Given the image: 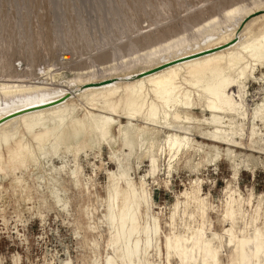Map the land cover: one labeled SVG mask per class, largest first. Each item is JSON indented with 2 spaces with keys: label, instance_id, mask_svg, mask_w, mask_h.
<instances>
[{
  "label": "bare ground",
  "instance_id": "bare-ground-1",
  "mask_svg": "<svg viewBox=\"0 0 264 264\" xmlns=\"http://www.w3.org/2000/svg\"><path fill=\"white\" fill-rule=\"evenodd\" d=\"M52 1L50 2L54 3V0ZM62 1L66 2L64 3L65 7L67 5L65 12L69 13L79 5L74 1L77 5L75 4L73 8L69 4L70 0ZM92 1L93 11L97 15L93 17L96 18L95 21L90 23H92V29L102 30L100 37L96 36L94 30L93 34L90 33V29L85 24L86 17L83 16V13L84 19L79 15L77 17H75L76 15L71 17L63 15L66 17L64 20L67 19V24L60 26L64 27L63 30L62 28L60 30V27L54 30L56 31L53 39L54 46L63 45V47L76 51L79 44L80 48L85 49V52L94 50V46H99L101 49L103 45L100 44L104 41H106L104 44L111 43L122 28L126 29V24H129L128 21L125 23L123 19L118 21L116 16L121 18L125 15L127 19L131 20L135 18L136 14L138 15L133 6H139L136 3L140 0L138 2L132 0L134 4L131 3L132 6H129L131 0H123L124 7L119 5L120 0H115L116 6L114 2V6H111V0ZM163 3L165 5V2ZM168 3H166L167 7L163 6V8H168ZM251 3L250 6L248 3L241 2L228 5L227 9L230 13L226 12L227 18L223 17V22H220V19L217 20L219 13L218 15L217 13L210 14L206 9H198L190 17L185 18V24L181 22L185 25L186 30L182 27H180L182 30L179 29V26L173 27L165 24L156 27L154 31L143 33L138 38L134 36L135 38L132 39L133 34H131L130 40L124 41L128 42L127 44L123 45L122 43L120 46L119 42L117 46L112 44L114 45L113 54L115 53L121 61L126 57L128 50V53L131 50L134 55L138 52L140 55H135L138 56L137 60H134L136 57L133 56L135 57L134 62L130 60L132 59L130 55L129 60L132 63L128 62L131 64L126 63L127 59L125 63H116V65H120L118 68H116L117 66L111 68V65L105 69L109 66L105 67L104 64L110 55L101 50L95 55H88L91 58L89 65L86 60L83 62V60H77V57L74 59L72 53L61 54L59 60L55 61V66L59 70L54 69L56 71L54 74L57 75V78H59L58 75L61 76L65 72H72L76 75H73L70 80L64 81V86H57L54 84L55 80L52 81L57 87H51L52 84H50V88L33 84L17 85L16 83L14 85L9 83L11 81L1 83L0 182L7 179L12 192L27 200H30L31 190H37L35 185L39 184L40 188H44L52 203L64 209L66 190L63 181L77 185L79 159L82 157L86 159L92 153L94 158L101 161L102 150L106 147L109 151V161L115 164L117 169L106 173L107 185L102 223L106 228L107 240L105 243L106 256L102 264H155L159 260L155 259L161 254L165 256L166 264H171L172 259L178 264H197L198 258L202 255H207L208 262L206 264H218L217 252L222 247V238L219 239L215 234L212 235L211 240L203 238V224L208 204L201 194L198 182H193L190 189H186L180 194L182 201L176 199L165 222L168 233L164 234L161 239L158 217L160 213L153 211L155 204L145 178L151 179L152 184H158L157 177L162 172L161 165L164 167L166 178H170L176 170V166L182 164V158L188 168L196 171L203 163H213L220 157L219 146H227L226 152L236 170L239 164L245 165L247 161L241 158L240 163H235V156H231L232 152L229 148L244 146L245 149L264 151V134L262 133L264 129V96L251 109L247 103L248 100L245 99L246 83L249 80H255L264 86V76L255 77L257 67H264V13L257 15L264 11L261 9L264 7V0H252ZM105 4L106 7H104ZM3 5L4 2L2 8ZM14 5L11 6L13 10L17 8V2V6L14 7ZM58 5L60 6V3L57 1ZM21 6H24V2ZM57 8L59 9V7ZM80 8L76 7L75 12L80 13ZM9 9L11 11V8ZM17 10L19 11V9ZM60 10L59 12L62 13ZM138 10L140 12V9ZM162 10L164 11V9ZM23 11L21 12L23 13ZM95 13L92 12L94 15ZM147 13L148 11L145 15ZM168 13L170 14V11ZM28 14L25 12L24 15ZM61 15L59 14V16ZM107 17L110 19L108 20ZM221 17L219 16V18ZM28 19L27 22H29ZM5 23L7 24V22ZM58 24L60 25V23ZM0 28H3L1 22ZM28 28H30L29 25ZM20 29L19 33L22 31ZM7 31L5 32L8 33L9 31ZM35 31L37 32V30ZM15 33L12 37L15 36ZM31 33L30 35H32ZM53 33L51 34L53 35ZM20 35V39L26 40V46L30 50H27L26 65L31 68L34 64V56L31 52L30 45L32 44L29 39L34 37H30L24 30V26ZM127 35L129 36L128 33ZM18 41L20 42L19 38ZM115 41L117 42V40ZM3 46L6 49V45L3 44ZM22 46L20 45V47ZM17 49L20 48L16 47ZM22 51L21 53H23ZM110 51L112 53L113 49ZM113 54L111 56L116 57ZM0 61V75L2 74L5 79L19 78L20 81V78L32 76V68L16 72L8 58L1 56ZM95 66H104L105 68L92 73H89V70L84 75L83 72L86 68L90 69ZM51 70L53 69L51 68ZM78 73L80 74L77 75ZM81 73L83 74L81 75ZM194 110H199L201 117L194 116ZM121 119H124L125 123H122ZM193 132L199 134L204 141L211 143L212 146L208 147L207 152L200 156L199 161L192 166V158L198 156L202 151V145L196 143L192 138L194 137ZM123 151H127L125 159L121 157L124 163L126 161L125 165L120 162V156L124 154L121 153ZM67 158H71L72 161ZM55 159L61 161L58 167L53 164ZM133 159L139 164L146 162L149 164L147 175L145 178H140L138 183L131 180L126 169ZM69 162L73 163V167L67 171ZM93 167L96 166L93 165ZM28 180H31L34 186H31ZM164 183L167 184L166 181ZM39 187L37 188L39 189ZM0 188L3 187L0 185ZM244 203L245 200L240 194L231 190L229 186L226 187L221 217L223 223H227L228 227L222 230L221 235L226 237L223 242L225 246L231 249L227 263L264 264V227L260 228L258 225L259 220H264V210L259 202L255 206L251 205L252 214L247 222L244 218ZM247 203L250 204V200ZM179 207L182 208L181 215ZM192 223H196V225L191 227ZM238 224H242V232L250 228L253 234L249 238L244 236L239 238L236 231ZM177 225L184 236L176 233ZM93 246H95L94 242ZM247 248L250 249V252H247ZM89 264L98 263L93 260Z\"/></svg>",
  "mask_w": 264,
  "mask_h": 264
},
{
  "label": "rangeland",
  "instance_id": "rangeland-1",
  "mask_svg": "<svg viewBox=\"0 0 264 264\" xmlns=\"http://www.w3.org/2000/svg\"><path fill=\"white\" fill-rule=\"evenodd\" d=\"M13 1H11V0H0V19L2 18V20H0V22L3 24V28H0V51H1L0 52V60H1V56L5 57L6 59L8 58V60L14 66L16 72H23L25 70H30L32 68L33 70L31 69V71H33L32 72L33 77L30 75L27 78H25V77L20 78V81H19V78H14V79H10V80L8 78H6L8 80L7 81L5 79V77L3 78V75L1 74L2 76L0 75V85H2L4 83H8L9 81H11L9 83L14 84V85H16V83H17V85H23V84L31 85V84H33V85H37V86L40 85L43 87L47 86L49 88L51 86L50 84H52L51 87L64 86L65 85L64 81L70 80L73 77V75L75 74L72 72H70V73L65 72L61 76L58 75L59 78L64 75L60 79L57 78V75L54 74L56 72L55 70H59V68L55 66V61L57 59L59 60V57L61 54H64V53L71 54L72 53L73 54L72 56L74 57V59H76V57H77V60H79V61L83 60V62H85V60H86V62L88 61L87 64L89 65L90 64L89 59H91L90 56L95 55L97 52L100 53L101 51L105 52V53L106 52L109 53L108 55H110V57L107 61L108 63L106 62V64H104L105 67L107 65H109V66H107V68H105L104 66H95V67H92L94 69H92V68L88 69L89 67L87 66L88 68H86V70L83 72L84 75H85V72L88 73L87 71H89V70H90L89 73H92L98 69H104V68L108 69L111 65H112L111 68H115L116 66H117L116 68H118L120 65H116V63L117 64H119V62H120V64H121V62L125 63L126 59H127L126 63L131 64L132 62H134V60H137V58H138V56L136 57L135 55H140L139 52L135 53V55H134V52L131 53V50H130V52H129L130 54H129L128 53L129 50H128L126 52L128 54V55L126 54L127 58L126 57L124 59L121 58L122 61L120 60V58L118 59V56L115 53L114 54L117 58L114 56H111L114 52V45L116 44V46H117L118 42H119V46L122 43H123V45H125L128 42H124V41L130 40L129 37L131 38L133 36L132 39L135 37L138 38V37H140V35L142 36L143 33L149 32L152 30L154 31V29H156V27H161L162 25L164 26L165 24L166 25L169 24L173 27L179 26L178 27L179 29H181L180 27H182L184 30H186L184 27L185 26L184 24L186 23L185 22L186 19L188 17H190L192 13L198 11V9L199 10L206 9L207 13L210 12V14L211 13H217V15H218V13H219L217 20L219 21V19H220V22H223V17L226 19L227 18L226 15L230 13V11L227 9L228 5L233 4L235 2L248 3V6L252 5V3H251L252 0H243V1L242 0H144L145 2L140 0V2H142V3L138 2L139 0H137L138 3H136V5H139V6H135L131 0V2L129 3V6L132 3V5H134L133 8L135 7L136 11L138 13V15L136 14L134 16L136 19L133 18V19L129 20V19H127V17L124 14H123L124 16H122L121 18H119V16L118 17L116 16L118 21L119 20L121 21V19H123V21H125V23H126V21H128V23H129L128 25H130V26H128L126 24V26H125L126 29L122 28V30H123V31L121 30L122 33L119 32L118 35L116 36L115 40H117V42L115 40H113L111 43L107 42V44H104V43H106V41H104L102 44H100L101 46L103 45L101 47V49H99V46H94L93 49L96 52L94 50H92V51H94L92 53L91 50L90 51L86 50V52H85V49L82 47H81L82 48L81 49L79 44L77 47L78 49L76 48L75 49L76 51H74L72 49L73 50L72 51L70 48H67L65 46H64L65 47L64 48L63 45L54 46L55 44L53 43V39H54V36L56 34V31H54V30L57 27L59 29V27L63 26V24H64V26H66L65 24H67V19L64 20V18H66V17H64L63 15H67V16L69 15L70 17L72 15H74V16L76 15L75 17H77V15L82 16V13H83L84 14L83 16H85L86 18L84 17L85 18L84 19L83 16H82V18L85 20L86 26L90 29L89 30L90 33L93 34L92 31L94 30V31H96V36L100 37L102 30L100 31V30H98V28L92 29V25H91L92 23H90V22H93V20L95 21L96 18L94 19L93 17H96V15H97L93 11L94 6H92L93 5L92 0L91 1L89 0L90 3L88 2V0H70L69 4L73 8H74L75 4L77 5V3H79V5L76 7H78V8L81 7L80 13L75 12L76 11L75 10L76 7H75L74 11H71L72 13L70 12L71 14L69 12H65L67 10V5L65 7L64 3H66V2H63L62 0H56V2L54 0V3H51V2H53L52 0H13ZM57 1H58V3H60V6L59 5L57 6ZM74 1L77 3H75ZM120 1H121V3H119V5L124 7L123 6V3H124L123 0H120ZM3 2H4V5H3L4 9L2 8ZM16 2H17L18 6L16 5ZM23 2H24V6H26V5H28V6L22 7L21 5H23ZM47 2H48V5H47ZM113 2L115 3V6H116L115 0H113V1L111 0V6H114ZM163 2H165V5ZM11 3H12V5H11ZM14 3L17 6V8L13 10L12 7H13ZM32 3H33V5H32ZM49 3H50V5H49ZM82 3H83L85 8L83 7ZM145 3H146V5H145ZM161 3H163V5H161ZM166 3H168V8H163V6L167 7ZM153 4H155V5L153 6ZM15 5H14V7H15ZM124 5H125V3H124ZM140 5L144 11L141 9ZM88 6H90V7L92 6V7L90 8ZM57 7H59V9ZM63 7H65V8H63ZM104 7H106V4ZM9 8H11V11ZM40 8H41V10H40ZM55 8H57L56 9L57 11L56 10H54L55 12L52 11ZM87 8H89L90 10L92 9L91 11L93 13H95V15L92 14V12ZM169 8H170V10H169ZM17 9H19L20 12ZM138 9H140L141 13L139 12ZM162 9H164L165 12ZM261 9L264 10V7ZM15 10H17V11H15ZM59 10L62 13H60ZM132 10H134V9H132ZM21 11H23L24 14H25V12H26V14H28V13L29 14L24 15ZM50 11H52V12L49 13ZM82 11H84L85 13ZM147 11H148V13H147V15H145ZM169 11H170V14L168 13ZM11 12H13V13H11ZM56 12H57L58 16H57ZM157 12H159L158 15H157ZM226 12H227V14H226ZM14 13H16L15 16H14ZM52 13L55 14L56 16L53 15ZM65 13H68V14H65ZM223 13H224V15H223ZM263 13H264V11H261L257 15H261ZM1 14L3 15L2 17H1ZM51 14H52V16H51ZM59 14L60 15L62 14V15L59 16ZM29 15H31L32 17ZM35 15H36V17H35ZM23 16H24V18H23ZM26 16H27V18H26ZM142 16H143V18H142ZM219 16H222L221 17L222 19L219 18ZM9 17H10V19H9ZM16 17H18V18H16ZM53 17H54V19H53ZM57 17H59L57 19L58 22L56 21ZM146 17H148V18H146ZM21 18L24 20L22 21ZM60 18H62L63 20ZM107 18H108V20L110 19L109 17H107ZM137 18H139V19H137ZM27 19L29 20V22H27ZM51 20H52V23H51ZM61 20L64 23H62ZM87 20H88V22H87ZM5 22H7V24ZM132 22H134V23H132ZM156 22L159 24H157ZM170 22H171V24H170ZM181 22H184V24ZM4 23L7 26L5 25V27H4ZM58 23H60V25ZM87 23H89V24H87ZM136 23H137V25H136ZM178 23H180V24H178ZM19 24H21L20 25L21 27L19 26ZM34 24H36V25H34ZM51 24L53 25V27ZM56 24H58V25H56ZM28 25L30 28H28ZM23 26H24V30H26L29 35L32 32L31 33L32 35H30V37L31 38L34 37L33 39H29V41H31L30 43L32 44V45H30L32 47L31 52L33 53V56H34V64H33V66H31V68H30V66L26 65L27 64L26 57L28 55L27 50H29L28 47L26 46L27 42L25 39H20L21 38L20 33L22 34ZM132 26H133V29L135 31L133 29H131ZM136 26H137V28H136ZM7 27H9V28H7ZM15 27L18 29H16ZM205 27H207V26H205ZM4 28H5V30H4ZM20 28L22 29V31ZM61 28L62 27H60V30H61ZM19 29L21 31L20 33H19ZM34 29L37 30V32ZM63 29H64V27L62 28V30ZM7 30L11 33H9ZM52 30L54 33L52 32ZM5 31H7L8 33H6ZM126 31L129 34V36L127 35V33H125ZM132 31H134V32H132ZM14 32H16L17 34L15 33V36L12 37V35H14L13 34ZM185 32H187V31H185ZM51 33H53V35ZM6 34H8L10 36H8ZM131 34H133V35L131 36ZM188 34H189V32L187 33V35ZM37 35H39V37H37ZM120 35L123 36V37L121 36L122 39H120L121 38ZM124 35H125V37H124ZM126 36H128V37H126ZM5 37H6V39H4ZM14 37L17 39V41L19 38L20 42L15 41L16 39ZM118 37H119V40H118ZM91 38H92V36H91ZM6 40H9L7 42H10V43L8 44L6 42ZM22 40H25V41H22ZM14 41H15V44H14ZM35 41H36V45H35ZM22 42H24V43L22 44ZM2 43L4 45H6V49ZM5 43H7L8 45ZM38 43H40L41 45ZM113 43H114V45H112ZM20 45L21 46L23 45V46L20 47ZM106 45H107V47H106ZM108 45H109V47H108ZM52 46H54L53 49H52ZM16 47L20 48L21 50L20 49L16 50ZM111 49H113L112 53L110 51ZM4 50H6L8 52H6ZM22 50H24V51H22ZM83 50H84L85 54L82 53ZM21 51L24 54L21 53ZM25 51H27V52H25ZM3 53H5V54H3ZM25 53H26V55H25ZM88 55H90V56H88ZM130 55H131L132 59H130ZM133 56H135L136 58ZM44 57H46L47 59H45ZM129 59L132 60V62ZM50 60H51V62H50ZM128 61H130L131 63H129ZM110 62H111V64H110ZM48 63H50V64L54 63V64H52L53 65L52 66ZM113 65H114V67H113ZM0 66H1V64H0ZM47 67L48 68L51 67L53 70H51V68L48 69ZM98 67H100V68H98ZM101 67H103V68H101ZM34 70H35V72H34ZM83 73H81V75ZM49 74H50V76H49ZM79 74L80 73H78L77 75H79ZM38 75L40 78L38 77ZM41 76L43 79L41 78ZM74 76H76V75H74ZM257 76L258 77L264 76V67H257V69L255 71V77H257ZM37 77H38V79H37ZM52 80L53 81L55 80L54 84H56L57 86L53 84ZM13 82H15V83H13ZM47 82H49V84H47ZM50 82H52V83H50ZM246 85L247 86L245 88V92H246L245 99L248 100L247 103L249 104V108L251 109L252 107H254V105L256 103L260 102L262 97L264 96V86H262L261 84H259V82H256L255 80H249L246 83ZM253 101H255V102H253ZM199 112H200L199 110H194L193 111L194 116L201 117V113H199ZM120 121H122V123H125L124 119H121ZM115 133H116V131H115ZM193 133H194V135H193L194 137H192V138L194 139V141L196 143L202 145V151L199 152L198 156H195L192 158V161H191L192 166L195 165L199 161L200 156H203L204 153L207 152L208 147L212 146L211 143L204 141L199 134H197L196 132H193ZM262 133L264 134V129L262 130ZM226 149H227V146H219L220 157L213 163L212 162L203 163L196 170L197 172L194 169L188 168L185 165L184 158H182V164L176 166V170L171 174L170 178H166V176L164 174V170H163L164 167L161 165L160 169L162 172H160L158 174V177H157L158 184L157 183L152 184L151 179H149L148 177L145 178V176L147 175V172L149 170V164L147 162L139 164V163H136V161L133 159V160H131V162L128 164V166L126 168L128 171L129 177L134 182L138 183L140 181V178H145V180H146V183L148 185V189L150 190L152 201L155 204L153 207V209H154L153 211L155 213L156 212L160 213L158 215V217L160 219V227H161L160 238L161 239H163L164 234L168 233V229H167L165 222L168 218V215H169V213L172 209V206L174 205L176 199L178 198L179 201H182V199L180 198V194L184 190L190 189V187L193 186V182H198L199 188L201 189V194L208 204V210H207V213H206V216L204 219L205 221L203 224V238H205L207 240H211L213 234H215L219 239L222 238V241H221L222 247L219 248L218 252H217L218 264H228L227 260L231 255V249L228 248L227 246H225V243H223L224 239L226 237L221 235L222 230L226 229L228 227L227 223H223L222 217H221L223 204L225 201L226 187L229 186V188H231V190L237 192V194H240L241 197L245 200V203L243 205V211H244V218L247 220V222L249 220L250 215L252 214L251 205L255 206L259 202L261 205V208L264 210V151L261 152V151H257V150H250L248 148L245 149L244 146H236V147L229 148V150L232 152L231 156H235L234 157L235 163H240V161H242V160L247 161V163H245V165L239 164V166L237 167V170H236L233 166L232 161L228 157V153L226 152ZM126 152L127 151L121 152V153H124L122 156H120V162L122 165H125V163H126V161H125V163L123 162L124 161L123 158L125 159V153ZM101 155H102L101 161H99L98 158H94L92 156V153L86 159L84 157L79 159L78 165H77V168H78L77 169L78 170L77 176H78L79 180H78L77 185L69 184L65 180L63 181V185L65 186V190H66V193L64 195V197L66 198V205H65L64 209H61V207L59 208L58 206L53 204L51 199L48 198V196L46 195L44 188L43 187L40 188L39 184L35 185V189H37V190H31V192L29 193L30 194L29 195L30 200H27V199L21 197L20 195L14 194L12 192V190L9 187V183H8L7 179L0 182V185L3 187L2 189L0 188V264H44V263L45 264H65V263H67V264H89L93 260H96L98 264H102V261L104 260V258L106 256L105 243L107 240L106 228H105L104 224L102 223V221H103L102 216L104 213V206H105L104 200L106 197L105 196V187L107 185L106 173H107V171H116L117 167L114 166L115 164L110 163L109 151L106 147H104V149L102 150ZM121 157H123V158L121 159ZM241 158H242V160H241ZM67 159L69 161H72L71 158H67ZM100 162H101V164H100ZM60 163H61L60 160H57V159L53 160V164L56 167H58L60 165ZM93 165H95L96 167H93ZM70 167H73L72 162H69V165L67 166L66 170L68 171V169ZM129 169H131V170H129ZM234 170H236L237 172L236 171L234 172ZM197 179L199 181L201 180V182L196 181ZM164 181H166L167 184H165ZM28 182L31 186H34L33 183L31 182V180H28ZM34 184H35V182H34ZM37 187H39V189ZM249 200H250V204L247 203V202H249ZM181 210H182V208L179 207V214L180 215H181ZM178 224H179V221H178ZM195 225H196V223H192L190 226L194 227ZM258 225L260 228L262 226L264 227V220L263 221L259 220ZM178 227H179V225H177L175 231H176V233L181 234L180 227L179 228ZM242 228H243L242 224H238V226L236 227V231L239 235V238H242V236L249 238L253 234V231L250 228H247V230H245L244 232H242V230H243ZM181 236H184V234H181ZM214 241H216V240H214ZM93 242H94L95 246H93ZM213 246L215 248V245H213ZM249 250L250 249L247 248V252H250ZM93 251H95V254H93ZM198 259L199 260L197 261V264H206L208 262L207 255H202ZM155 260L156 261L158 260L157 262H155V264H166L165 256L162 254L159 255V257H157ZM171 264H178V263L175 262L174 259H172Z\"/></svg>",
  "mask_w": 264,
  "mask_h": 264
}]
</instances>
